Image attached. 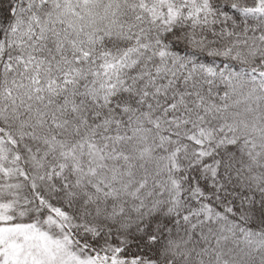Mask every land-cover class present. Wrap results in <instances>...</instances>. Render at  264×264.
<instances>
[{
	"label": "snow or ice",
	"instance_id": "1",
	"mask_svg": "<svg viewBox=\"0 0 264 264\" xmlns=\"http://www.w3.org/2000/svg\"><path fill=\"white\" fill-rule=\"evenodd\" d=\"M0 264H264V0H0Z\"/></svg>",
	"mask_w": 264,
	"mask_h": 264
}]
</instances>
